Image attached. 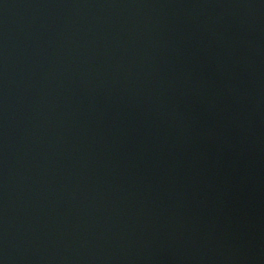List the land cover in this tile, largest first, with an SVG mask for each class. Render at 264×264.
Here are the masks:
<instances>
[{
  "label": "water",
  "instance_id": "1",
  "mask_svg": "<svg viewBox=\"0 0 264 264\" xmlns=\"http://www.w3.org/2000/svg\"><path fill=\"white\" fill-rule=\"evenodd\" d=\"M0 264H264V0H0Z\"/></svg>",
  "mask_w": 264,
  "mask_h": 264
}]
</instances>
